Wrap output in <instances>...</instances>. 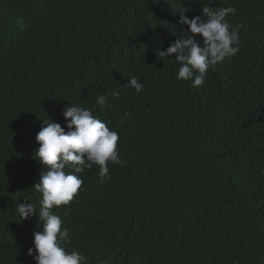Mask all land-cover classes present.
<instances>
[{
	"label": "trees",
	"instance_id": "1",
	"mask_svg": "<svg viewBox=\"0 0 264 264\" xmlns=\"http://www.w3.org/2000/svg\"><path fill=\"white\" fill-rule=\"evenodd\" d=\"M205 6L236 9L226 19L239 51L192 87L175 54L158 53L186 35L181 14L203 18ZM68 105L118 133L125 163L109 162L104 183L85 169L51 210L66 252L89 264H264V0H0V264H36L39 230L16 206H38L35 137L47 117L67 131Z\"/></svg>",
	"mask_w": 264,
	"mask_h": 264
},
{
	"label": "clouds",
	"instance_id": "2",
	"mask_svg": "<svg viewBox=\"0 0 264 264\" xmlns=\"http://www.w3.org/2000/svg\"><path fill=\"white\" fill-rule=\"evenodd\" d=\"M235 12L234 7L213 10L205 6L202 9L203 18L195 16L189 19L180 15L178 23L187 25L186 35L175 39L166 50H159L158 53L161 60L175 54L174 61L179 65L176 79L190 80L192 87H199L210 67L237 54L238 28L226 19ZM193 34L203 38V46ZM127 85L137 93L143 89V84L135 77L128 79ZM106 99V95H99L96 103L103 106ZM62 115L67 131L47 117L42 119L41 130L35 137L39 146L34 158L44 166L38 181L33 184L36 192L41 194L39 204L34 206L23 199L24 202L17 203L16 211L20 220L29 218L28 232L34 227L39 230L33 233L32 247L27 249V255L36 264H89L79 252H66L61 246V242L69 240V230L62 228L61 218L51 210L73 200L83 184L78 174L84 173L85 169L98 166L100 183H104L111 178L108 163L123 166L125 162L117 151L118 133L110 130L90 110L68 105ZM66 168L72 171L66 172ZM37 218L39 224H36Z\"/></svg>",
	"mask_w": 264,
	"mask_h": 264
}]
</instances>
